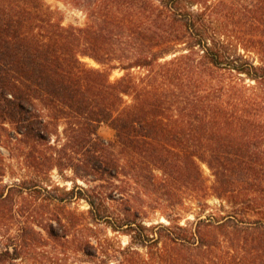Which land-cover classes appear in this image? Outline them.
Masks as SVG:
<instances>
[{
  "label": "trees",
  "instance_id": "trees-1",
  "mask_svg": "<svg viewBox=\"0 0 264 264\" xmlns=\"http://www.w3.org/2000/svg\"><path fill=\"white\" fill-rule=\"evenodd\" d=\"M65 1L84 26L63 25L42 0H0V120L49 149L46 170L104 179L68 194L147 247H127L138 264H264V0ZM113 69L124 73L110 80ZM59 122L62 144L51 140ZM139 194L198 211L145 236ZM12 255L0 250V264H17Z\"/></svg>",
  "mask_w": 264,
  "mask_h": 264
},
{
  "label": "rangeland",
  "instance_id": "rangeland-1",
  "mask_svg": "<svg viewBox=\"0 0 264 264\" xmlns=\"http://www.w3.org/2000/svg\"><path fill=\"white\" fill-rule=\"evenodd\" d=\"M42 1L63 25H85L84 12L65 0ZM81 61L101 68L90 57L82 56ZM123 73L119 69L109 70V78L115 80ZM59 123L57 128L51 127V140L62 144L63 123ZM97 134L108 141L114 138V131L105 123L98 126ZM14 135L12 126L0 120V250L8 247L12 256H17L14 260L17 264H138V255L130 254L127 247L132 245L142 257L148 248L131 244L125 229L113 230L104 220L92 221L86 201L68 194L75 184L89 188L104 183V179L88 176L81 180L70 169L46 170L40 154L49 149L43 145L34 149ZM202 169L211 180L207 167L202 165ZM134 198V207L144 209L140 219L146 227L141 230L145 236L151 233L149 226L167 224L165 216L173 217V212H177L183 223L185 219L192 220L198 211L188 200L185 206L172 210L154 195L139 194ZM207 203L215 207L218 201L209 198ZM109 204L113 215H124L117 202Z\"/></svg>",
  "mask_w": 264,
  "mask_h": 264
}]
</instances>
